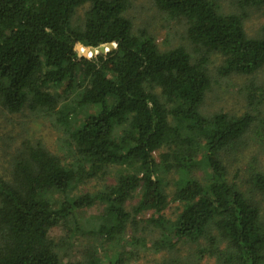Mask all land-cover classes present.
Here are the masks:
<instances>
[{
    "label": "trees",
    "instance_id": "trees-1",
    "mask_svg": "<svg viewBox=\"0 0 264 264\" xmlns=\"http://www.w3.org/2000/svg\"><path fill=\"white\" fill-rule=\"evenodd\" d=\"M237 2L264 12V0ZM154 3L185 21L192 44L222 56L221 74L253 75L264 67V25L261 37H250L243 15L223 13L216 0ZM85 4L83 23L73 25ZM128 7L129 0H0V103L9 112L25 106L53 112L70 151L65 159L37 143L13 162L8 177L0 173V264H75L62 260L51 229L106 203L98 230L114 238L125 229L123 205L136 191L134 212L154 210V224L177 239H206L199 251L214 264H264V211L255 194L264 197V174L252 176V192L242 189L228 180L220 156L254 114L204 115L206 58L192 59L183 46L159 50L147 31L134 34ZM51 89L75 93L78 109L98 111L77 121ZM111 166L122 168L116 184L72 195ZM163 173L176 175L171 200L181 211L174 220L161 215L169 203ZM95 256L86 264H129L121 255Z\"/></svg>",
    "mask_w": 264,
    "mask_h": 264
},
{
    "label": "rangeland",
    "instance_id": "rangeland-1",
    "mask_svg": "<svg viewBox=\"0 0 264 264\" xmlns=\"http://www.w3.org/2000/svg\"><path fill=\"white\" fill-rule=\"evenodd\" d=\"M216 1L223 13L243 15V26L247 35L261 37L264 25L262 9L241 7L237 0ZM88 8L89 5L85 4L76 10L72 19L73 25L83 23ZM124 15L131 20L132 32L137 35L141 30L147 31L159 50L183 46L192 59L206 58L210 86L201 106L204 115L209 116L214 112L240 115L246 111L254 114L255 118L242 138L220 155L228 180L237 183L242 189L251 191L252 176L255 173L264 174V67L253 75L221 74L222 56L192 44L186 33L185 21L168 17L156 7L154 0H129V7ZM51 92L57 95L58 105L62 109L64 106L74 108L77 121L87 113L95 114L98 111V106L78 109L75 106L78 100L75 93H62L60 89H51ZM71 115L73 117V114ZM37 143L65 159L70 152L68 132L53 112L45 109L32 110L27 106L19 112H9L0 103V173L8 177L13 162L24 158V153ZM158 153H155V158L159 161ZM119 170L122 168L111 166L102 177L77 184L72 195L93 194L107 189L116 184L121 173ZM162 175L163 184L165 183L169 194V203L161 215L165 219L174 220L181 211V205L171 200L176 175ZM196 175L201 180L206 177L202 170H198ZM255 194L262 200L264 211V197ZM139 197V192L136 191L125 201L123 210L129 217L124 231L114 238L98 230L105 222L106 203L83 208L74 218L53 227L50 236L62 260L86 264L90 255H96L100 259L121 255L129 264H214L215 259L212 256L199 251L207 245L206 239L200 242L177 239L167 229L154 224L153 219L158 218L154 210L134 212L133 208Z\"/></svg>",
    "mask_w": 264,
    "mask_h": 264
}]
</instances>
